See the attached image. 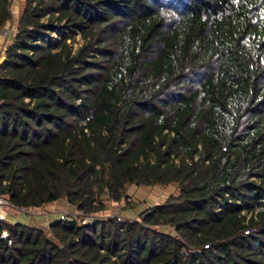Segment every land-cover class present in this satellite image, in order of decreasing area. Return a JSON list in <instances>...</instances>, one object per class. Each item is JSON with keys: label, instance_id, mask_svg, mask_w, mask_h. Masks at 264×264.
I'll use <instances>...</instances> for the list:
<instances>
[{"label": "trees", "instance_id": "1", "mask_svg": "<svg viewBox=\"0 0 264 264\" xmlns=\"http://www.w3.org/2000/svg\"><path fill=\"white\" fill-rule=\"evenodd\" d=\"M14 20L0 197L90 217L176 192L137 220L0 221V264H264V0H0Z\"/></svg>", "mask_w": 264, "mask_h": 264}, {"label": "rangeland", "instance_id": "2", "mask_svg": "<svg viewBox=\"0 0 264 264\" xmlns=\"http://www.w3.org/2000/svg\"><path fill=\"white\" fill-rule=\"evenodd\" d=\"M12 13L14 19H16L18 15V3L15 1L12 4ZM15 32V20L14 22L7 24L1 31H0V63L4 60L3 52L5 47L8 43V39L12 36ZM6 35V39L5 36ZM81 43L80 36L76 34L75 40L70 41V45L73 49L79 46ZM176 190L173 186L168 187H135L131 186L127 190V195L130 198V201H133L137 204V207L132 210L125 209L124 201L119 203L116 202H107V208L105 211H102L98 214L89 217V221L92 219H101L105 220L110 217H121V218H128V219H138V215L146 210L147 208L152 207L155 204L163 202L168 196L175 193ZM7 217L6 219H12L14 221L23 222L25 224H31L34 226H39L44 228L47 231L48 224L54 222L59 219L60 214H67V215H80L79 213L76 214L75 210L68 206L64 201H59L40 209H31V210H19L14 208H9L6 210ZM37 219H32V218ZM38 219H40L38 221ZM80 219V218H79ZM78 219V220H79ZM171 232V229L168 230Z\"/></svg>", "mask_w": 264, "mask_h": 264}, {"label": "built area", "instance_id": "3", "mask_svg": "<svg viewBox=\"0 0 264 264\" xmlns=\"http://www.w3.org/2000/svg\"><path fill=\"white\" fill-rule=\"evenodd\" d=\"M0 104H1V102H0ZM9 208H12V206L10 205V203L6 199H4L3 197H0V221H5L6 220V218H7V212H6V210L9 209ZM19 210L26 211V210H31V209L28 208V209H19ZM75 212H76V214L79 213L80 215H75V214H73V215L60 214L58 220L64 221L68 217H74L76 220H78L80 218L79 220H80V222L82 224L88 223L87 221L89 220V216H84L81 212L76 211V210H75ZM5 236H6V233H3L2 234V237L4 238Z\"/></svg>", "mask_w": 264, "mask_h": 264}, {"label": "clouds", "instance_id": "4", "mask_svg": "<svg viewBox=\"0 0 264 264\" xmlns=\"http://www.w3.org/2000/svg\"><path fill=\"white\" fill-rule=\"evenodd\" d=\"M160 12H161L162 15L165 14V10L164 9H161Z\"/></svg>", "mask_w": 264, "mask_h": 264}, {"label": "crops", "instance_id": "5", "mask_svg": "<svg viewBox=\"0 0 264 264\" xmlns=\"http://www.w3.org/2000/svg\"><path fill=\"white\" fill-rule=\"evenodd\" d=\"M36 219H37V218H36ZM39 220H40V219H38V221H39ZM49 224H50V223H49ZM49 224H48V225H49Z\"/></svg>", "mask_w": 264, "mask_h": 264}]
</instances>
